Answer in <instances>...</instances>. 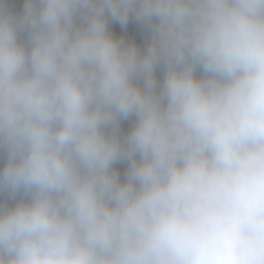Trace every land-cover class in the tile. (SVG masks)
<instances>
[{
	"label": "clouds",
	"instance_id": "9594fccd",
	"mask_svg": "<svg viewBox=\"0 0 264 264\" xmlns=\"http://www.w3.org/2000/svg\"><path fill=\"white\" fill-rule=\"evenodd\" d=\"M0 158V264H264V0H0Z\"/></svg>",
	"mask_w": 264,
	"mask_h": 264
},
{
	"label": "trees",
	"instance_id": "16d2710c",
	"mask_svg": "<svg viewBox=\"0 0 264 264\" xmlns=\"http://www.w3.org/2000/svg\"><path fill=\"white\" fill-rule=\"evenodd\" d=\"M9 7L11 11L19 15L23 11L24 0H8ZM110 27L118 36H123L126 40L130 42H135L141 49L146 47L148 35L145 29L135 20L130 19L129 24L127 26H120L117 23H111ZM158 76L162 77V69H157ZM132 121H124L122 127L127 130L131 126ZM5 160L0 158V167L3 166ZM117 169L120 171L121 176L123 177V173L126 165L118 164L116 165Z\"/></svg>",
	"mask_w": 264,
	"mask_h": 264
}]
</instances>
